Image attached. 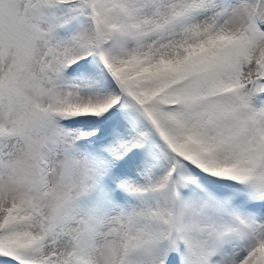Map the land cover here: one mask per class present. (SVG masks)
Wrapping results in <instances>:
<instances>
[{
    "label": "rangeland",
    "instance_id": "rangeland-1",
    "mask_svg": "<svg viewBox=\"0 0 264 264\" xmlns=\"http://www.w3.org/2000/svg\"><path fill=\"white\" fill-rule=\"evenodd\" d=\"M52 2L0 0V129L11 131L0 133V226L12 213L15 234L43 232L36 250L55 264H174L181 254L183 264H264V0H117L115 13L104 8L147 30L130 33L131 41L109 58L112 67L130 61L142 70L179 68L164 72L159 84L210 62L167 90L184 92L191 107L170 109L185 100L178 98L164 109L174 112L171 125L192 117L198 146L212 148L209 161L242 178H215V184L179 164L186 177L172 180L176 210L166 249L152 232L156 201H146L155 191L139 192L151 180L162 182L166 170L142 174L145 160L131 162L142 151L127 150L140 139L138 127L119 125L101 155L97 146L86 149L103 123L83 122L79 113L107 107L117 91L101 54L75 76L62 74L93 53L94 29L77 5L66 7L74 8L72 16L40 11ZM67 119L72 124L62 123ZM152 163L150 169L161 167ZM183 241L188 247L180 250Z\"/></svg>",
    "mask_w": 264,
    "mask_h": 264
},
{
    "label": "trees",
    "instance_id": "trees-1",
    "mask_svg": "<svg viewBox=\"0 0 264 264\" xmlns=\"http://www.w3.org/2000/svg\"><path fill=\"white\" fill-rule=\"evenodd\" d=\"M60 1L62 0H53V2L50 3L51 6L49 8L54 10L57 14L72 16L75 11L74 8H71L67 11V6L59 4ZM116 2L117 0H109L107 3H102L101 0H88L87 2H78L74 4L77 5L78 9H84L86 12L87 6L92 8L93 17L91 19V16L88 15V19L90 22V27L94 29V32L97 34L95 35V41H101L103 39L105 40L109 35L117 33H141L147 31L146 28H142L131 17L126 19L112 15L107 16L105 14L104 8L109 7L112 12H116ZM93 41L94 40H92V42ZM200 53L201 52L198 53V56H200ZM194 56L195 53L191 55L188 54L185 59H193ZM209 63V61L203 59L201 63L194 64V67L187 70L183 74L180 73L181 75H177L176 78L168 81L165 80L166 82L163 81L159 84H154V81L159 79L164 72L166 73V71L172 70L174 66L167 69L168 65L163 64V70L160 69L151 71L149 68L142 70V68L139 67L140 63L134 64L133 62L128 61L127 63H119L120 65L114 68L111 66L108 60L106 61V64L112 73L111 75L108 73V71L106 72L103 65L100 64L101 68L103 69V73L109 80L110 85H113L118 91L123 92L126 95L127 103L137 108V113L134 118L128 120V126L138 127L140 132L147 130L148 133H152L151 128L146 121L144 111L140 108V105L143 104L148 116L158 125L160 132L162 135H164L168 142V145H166L162 143L157 136L155 137L156 144L151 149V152H148V154L144 157L146 163L143 170L144 173L149 172L154 175L168 170L167 168L172 167L173 165V152L178 153L183 158L192 161L193 163L203 167L213 174H217V172L223 173L224 170H218L217 165L215 163H211L208 159L209 156L207 153L210 152L212 148H208L207 150L205 145L198 146L197 137L194 134L196 132L195 130L192 131L194 127L191 124L185 123L178 127H168L167 131L164 129L163 123L169 117V114L162 111V107L167 98L163 94L155 96L168 83L186 75L203 71ZM185 64H182L181 67ZM214 65L215 63L212 64V66ZM175 71H179V68L176 67L167 73ZM4 93L5 89L2 87V81H0V94L2 95ZM106 109L84 111L80 112L79 115H96V117L99 116L102 118L107 112ZM201 119H203V117ZM5 130L6 129H0V133L4 132ZM123 143L125 144V142ZM153 159L160 161L161 167L155 166L154 170L150 169V167L154 165V163H152ZM140 173H142V171ZM140 188L155 189L156 194L148 199V201H156L155 203L158 206L157 209H154V211H151L150 213V216L155 219L151 223V227H154L153 225L157 224L156 228H154L152 232H155L154 236L157 241H164V243H166V240L170 234V218L172 211L170 183L165 178L160 183L151 180L146 185L140 186ZM9 219V228L0 235V262H9V259L12 257V255L19 253L21 260L32 264H55L51 262V259H45L44 257L40 256L39 252L36 250L37 244L40 241H44L46 238L43 236V232L35 235L34 237H29L27 232L15 234V230L19 226V222L17 221L16 217H12V213L11 216H9ZM51 223H53V221H51ZM56 226L59 228L61 223L56 221ZM10 234H12V236H10Z\"/></svg>",
    "mask_w": 264,
    "mask_h": 264
}]
</instances>
